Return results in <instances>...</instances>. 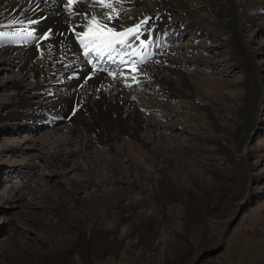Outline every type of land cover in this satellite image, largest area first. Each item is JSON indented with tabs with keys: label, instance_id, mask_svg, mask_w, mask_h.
Segmentation results:
<instances>
[{
	"label": "rangeland",
	"instance_id": "374dc122",
	"mask_svg": "<svg viewBox=\"0 0 264 264\" xmlns=\"http://www.w3.org/2000/svg\"><path fill=\"white\" fill-rule=\"evenodd\" d=\"M186 1L202 17L198 31L174 19L151 32L146 18H120L144 29L108 50L86 39L72 53L85 74L52 78L74 81L60 87L67 93L84 89L90 73H103L133 103L143 106L139 95H147L151 105L116 114L122 138L90 107L85 116L94 125L74 135L73 114L15 115L25 108L20 95L40 101L29 91L44 82L22 75V60L1 49L34 46L40 56L46 35L0 25V264H264V7L255 4L249 21L240 4L236 22L220 32L207 3ZM102 2L99 13L112 8L103 4H118ZM165 56L175 60L166 67L193 81L186 98L163 95L159 80H144V67ZM95 60L104 68L90 65ZM181 75L168 74L182 85ZM72 111L84 115L76 105Z\"/></svg>",
	"mask_w": 264,
	"mask_h": 264
},
{
	"label": "bare ground",
	"instance_id": "6f19581e",
	"mask_svg": "<svg viewBox=\"0 0 264 264\" xmlns=\"http://www.w3.org/2000/svg\"><path fill=\"white\" fill-rule=\"evenodd\" d=\"M89 1L74 0L71 8H69V0H0V25H5L8 31H12L15 33L22 32L23 34V32L29 31L34 32V34L36 35H38L40 32H43L46 35L45 37L43 36L44 42H41L42 49L40 51V56L38 55L37 50L34 48V46L24 48H22L23 46H5L3 47V49H1L3 51L1 55H9V57L14 56V58L22 60L21 66L19 68L22 75H28L30 79H36L38 76H41V80L42 82H44L42 85H35L29 91L31 99L32 96H37L38 98H40V101L32 102L28 100V98L20 95V105H24L25 108H23L20 112L15 111L14 114H20L26 118L42 119H49L52 117L54 118L55 116H47V114L52 113L62 116H66L67 114L69 116V114H73L69 117L70 126H68V130L72 131L74 135V133L82 132V129L83 131L88 130L94 125V122H88L89 119L85 116L86 108L90 107V109H97V117H101L104 119L108 118V122L110 123L108 126L113 128L114 131L116 130V132L118 133L117 137H120V134L124 135L125 132L123 130V125L119 121H117L116 116L119 114L123 116L124 113L128 115L131 112V109L141 107L142 105L141 103H133L131 100L133 98L130 99L131 95L128 96V94H124L121 87L122 85L119 81L113 80L115 78L109 79L107 76L103 75V73L93 72L90 73V77L85 80L84 89L77 87L78 89L73 90L72 92L67 91V93L63 92L60 87H62L63 85H69L70 88H72L74 87V81L70 82V84L52 81V78L56 75L58 76L59 72L69 73L71 71L70 73L76 74L81 70V73L85 74V72L87 71V69H79L81 65L77 62L76 57L72 53H74L75 51H79L78 48H75L77 45H86V42L88 41L86 39L91 38L78 34L88 32L89 25L92 21L93 16H95L96 19L101 23L108 25V27L110 28H113L116 32H123L126 29H129V26L121 21L120 18H125L126 20H128L131 17H136L137 15H139L140 19L146 18L148 20L149 24H147V26L145 27L139 23L138 24L140 25V27H144L145 29L151 28V32H158V30L162 31V29H159L160 25L158 23L166 24L170 23L174 19H178L181 22L180 26L183 30L192 29L196 32L199 30V26L203 25V21L202 17L196 11V9H194V7H192L191 4H189L186 0H119V3L114 5V7L112 6V8L108 9L106 12L103 11L100 13L99 11L102 10L100 7L102 5V0H95L97 1V4H94L95 2L92 3L94 0L92 2ZM201 1L207 3L210 6V9L211 11H213L215 18V20L212 19L214 21L210 24L213 28H216V30L218 29L220 32H222L220 26L230 25V23L236 22V9L240 8V4L243 6L241 12L243 13L244 18L249 21H252L254 19L255 12L253 6L255 7V4H261L264 7V0ZM132 6H137L135 10L138 11V14H131V12L134 10L131 9ZM121 7H123V9L129 8L130 10H126V12L124 13ZM231 8H234V10L232 11ZM158 14L163 15L162 17L159 15V17L157 16ZM109 16H111L112 19H109ZM184 19H189L190 23H187ZM133 28L135 29L136 27ZM143 29H140V32H142ZM90 42H92V39L90 40ZM96 43L98 44L99 41H96ZM103 48L104 50H108L105 47ZM103 48L101 47L102 50ZM122 48H124V46ZM188 48L192 49L196 47L188 46ZM119 50L121 51L122 49L120 48ZM59 54L60 57L57 58ZM95 56L93 55V57ZM151 56L152 55H150V57ZM154 56L155 54L153 55V57ZM166 57L167 56H165V58L162 60L159 59L158 61H154L152 64L146 65L144 67V71L142 72L145 74L144 80L149 77L154 78L153 80L155 81L159 80L160 83L158 84V88L163 95H167L171 98L173 96L174 98L176 96L186 98V96H188L187 92L193 93V90H191V82L193 81L188 79L187 83L186 76L182 74L180 70H171L169 69V67H166V64L169 65L170 63H172L173 65V63H175V60L173 58ZM103 59V54L97 57L98 61L101 60L100 63H102ZM97 60L93 61L90 65L97 64ZM68 62H70L69 67H65L64 64ZM99 66L101 68H104V66H102L101 64H99ZM154 70H156V74H154ZM160 70H166V72H161ZM140 72L141 71L138 70L136 73H133L134 78H140ZM111 73L112 74L110 75L112 77L116 75V72ZM168 74H176V76L179 77L182 74L181 77L183 84L180 85V83L178 84L174 82V78L172 80V76H168ZM12 83H14L12 84V87L14 89H21V86L18 82L16 83L14 81ZM183 86L187 88H185L186 91H183ZM36 91H38V93H36L35 95ZM17 94L19 93L17 92ZM77 97H79V99ZM83 98H86L89 103L85 105L79 103V100H82ZM139 99L142 104L144 103L142 107L151 105V100L147 98V95H139ZM74 105H76V109H79L80 112H82L84 115H82L81 113H77V111H72ZM66 109L69 110V113ZM92 114L93 113L91 112V115ZM140 124V121L135 122L134 130L136 129L137 131V128L140 126ZM66 135H68V133H66ZM109 137L110 138L108 139L111 141L110 144H113L115 138L112 136ZM53 138L61 140L64 139L57 135H55V137ZM86 141L87 145L91 142V140L89 139H87ZM61 142L62 141H60V143Z\"/></svg>",
	"mask_w": 264,
	"mask_h": 264
},
{
	"label": "snow or ice",
	"instance_id": "6c2138e0",
	"mask_svg": "<svg viewBox=\"0 0 264 264\" xmlns=\"http://www.w3.org/2000/svg\"><path fill=\"white\" fill-rule=\"evenodd\" d=\"M73 2L74 0H69V8H71ZM117 3H119V0H117ZM103 6L109 8L112 7L111 3L103 4ZM108 18L112 19L111 16H109ZM139 28L140 25L138 24L136 25L135 29L129 28L123 32H116L113 28H110L108 27V25L101 23L96 19L95 16H93L92 21L89 25L88 32L78 35L89 37L92 40H97L103 45V47L107 49H113L117 43H119L120 45H124L127 36L133 35L136 31H138ZM96 51L99 52L100 48L97 47ZM87 52L88 49L86 48L85 54H87ZM109 58H111V56Z\"/></svg>",
	"mask_w": 264,
	"mask_h": 264
}]
</instances>
